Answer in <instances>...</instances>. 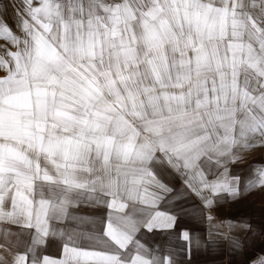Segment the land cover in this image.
I'll return each instance as SVG.
<instances>
[{
  "label": "snow or ice",
  "instance_id": "obj_1",
  "mask_svg": "<svg viewBox=\"0 0 264 264\" xmlns=\"http://www.w3.org/2000/svg\"><path fill=\"white\" fill-rule=\"evenodd\" d=\"M6 14L0 264H175L136 238L175 217L136 205L172 191L168 168L205 207L241 195L227 165L264 146V0H20ZM243 187L264 188V165ZM81 205L109 211H69ZM69 220L94 227H53ZM48 237L62 259L40 251Z\"/></svg>",
  "mask_w": 264,
  "mask_h": 264
},
{
  "label": "rangeland",
  "instance_id": "obj_2",
  "mask_svg": "<svg viewBox=\"0 0 264 264\" xmlns=\"http://www.w3.org/2000/svg\"><path fill=\"white\" fill-rule=\"evenodd\" d=\"M20 0H0V10L7 8L4 19L8 24L13 23V9L18 6ZM15 30V29H14ZM5 42L0 40V45ZM11 51L16 48L8 45ZM6 73L0 70V77ZM259 165H264V146L242 151L240 159L227 165L229 177L239 176L241 179V195L231 197L226 193L220 194L213 205L205 207L204 202L191 189H189L183 178L174 170L168 168L158 174L162 181L171 189V192L163 193L157 189L150 188V191L157 192L161 196L153 207L151 205L137 204V209H144L145 212L159 211L175 217L174 225L171 228H156L148 231L141 227L136 234L140 243L148 248L152 253L170 257L175 264H235L239 256L244 253V242L254 233H259L264 237V188L254 190H244V182L250 177L252 171ZM216 175L223 169H214ZM214 179L215 176H209ZM132 204L129 202L131 211ZM70 212L81 216H89L93 221L106 216L109 211L105 207H87L81 205L79 208H70ZM141 215L138 213V216ZM147 219V216H144ZM249 219V220H248ZM243 220H248L243 221ZM254 220L253 222H251ZM57 229L68 231L76 229L78 232H88L94 227L92 222H85L79 226L72 221H64L53 224ZM13 230L15 226H13ZM187 231L190 235L191 243L182 239V233ZM258 238V239H261ZM55 239L56 243H50L49 250L55 249L56 259H62L63 243L60 237H48ZM50 241V240H49ZM48 242V241H46ZM80 244H87L86 241H79ZM46 244V243H45ZM244 245V246H243ZM241 251L240 253H237Z\"/></svg>",
  "mask_w": 264,
  "mask_h": 264
},
{
  "label": "crops",
  "instance_id": "obj_3",
  "mask_svg": "<svg viewBox=\"0 0 264 264\" xmlns=\"http://www.w3.org/2000/svg\"><path fill=\"white\" fill-rule=\"evenodd\" d=\"M249 220V219H248ZM248 220H243V221H247L249 222ZM254 220H252L251 222H253ZM261 235L259 233H254L251 237H249L247 239V242H244V253H242L241 256H239L237 260V262L235 264H257V262L261 259V258H264V237L261 239H258L260 238ZM50 240V241H49ZM46 239V244L43 245L40 249V251L42 253H46V254H50L52 252H56L55 249H53L52 251L48 249V247H51L50 243L52 242L53 244L56 243V240L55 239ZM2 242V241H0ZM21 251H23V248L20 249ZM241 251L237 252V253H240ZM49 257H52L51 255H47ZM6 257L8 259H10L11 257L10 256H7L6 254ZM54 259L57 258L56 254L53 256ZM233 263V262H230V264Z\"/></svg>",
  "mask_w": 264,
  "mask_h": 264
}]
</instances>
